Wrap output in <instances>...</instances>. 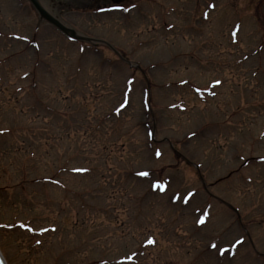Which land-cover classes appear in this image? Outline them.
<instances>
[{
	"label": "rangeland",
	"instance_id": "rangeland-1",
	"mask_svg": "<svg viewBox=\"0 0 264 264\" xmlns=\"http://www.w3.org/2000/svg\"><path fill=\"white\" fill-rule=\"evenodd\" d=\"M129 1L0 0L6 263L264 264V0Z\"/></svg>",
	"mask_w": 264,
	"mask_h": 264
},
{
	"label": "flooded vegetation",
	"instance_id": "flooded-vegetation-1",
	"mask_svg": "<svg viewBox=\"0 0 264 264\" xmlns=\"http://www.w3.org/2000/svg\"><path fill=\"white\" fill-rule=\"evenodd\" d=\"M36 1L47 11L49 15L58 19L59 21H61V23L65 25L66 22L63 18L65 15H69L70 13H75L85 17H97L98 15L109 14L112 12H116L117 14H124V5L130 2L129 0H44V2L43 0ZM26 3L32 13L39 18L34 6L28 0H26ZM56 31L58 30L56 29ZM104 46L108 48V45L104 44Z\"/></svg>",
	"mask_w": 264,
	"mask_h": 264
},
{
	"label": "snow or ice",
	"instance_id": "snow-or-ice-1",
	"mask_svg": "<svg viewBox=\"0 0 264 264\" xmlns=\"http://www.w3.org/2000/svg\"><path fill=\"white\" fill-rule=\"evenodd\" d=\"M157 155H159V153H157ZM140 175H142V176H147L148 173H147V172H142V173H140ZM155 186H156L157 188H162V187H163V186L160 185L159 183L156 184ZM191 195H192L191 193L188 194V196H191ZM175 198H176V199H183L185 203H188V198H187V197H183V198H182V197H180V196H176ZM198 223H200V224H204V223H205V220H204L203 218H201V219L198 220ZM149 242L152 243V242H154V241H149Z\"/></svg>",
	"mask_w": 264,
	"mask_h": 264
},
{
	"label": "water",
	"instance_id": "water-1",
	"mask_svg": "<svg viewBox=\"0 0 264 264\" xmlns=\"http://www.w3.org/2000/svg\"><path fill=\"white\" fill-rule=\"evenodd\" d=\"M0 264H3V262L1 261V259H0Z\"/></svg>",
	"mask_w": 264,
	"mask_h": 264
}]
</instances>
